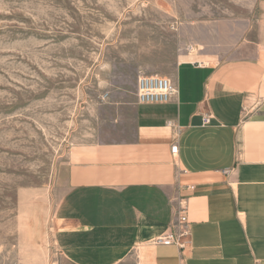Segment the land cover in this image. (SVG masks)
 I'll use <instances>...</instances> for the list:
<instances>
[{"label": "crops", "instance_id": "obj_1", "mask_svg": "<svg viewBox=\"0 0 264 264\" xmlns=\"http://www.w3.org/2000/svg\"><path fill=\"white\" fill-rule=\"evenodd\" d=\"M254 16L229 58L174 53L171 102L134 83L86 108L59 171L63 264H264V0ZM180 206L185 250L153 245Z\"/></svg>", "mask_w": 264, "mask_h": 264}, {"label": "rangeland", "instance_id": "obj_2", "mask_svg": "<svg viewBox=\"0 0 264 264\" xmlns=\"http://www.w3.org/2000/svg\"><path fill=\"white\" fill-rule=\"evenodd\" d=\"M254 13L255 0H0V264H63L59 171L90 104L165 77L179 51L229 58Z\"/></svg>", "mask_w": 264, "mask_h": 264}, {"label": "built area", "instance_id": "obj_3", "mask_svg": "<svg viewBox=\"0 0 264 264\" xmlns=\"http://www.w3.org/2000/svg\"><path fill=\"white\" fill-rule=\"evenodd\" d=\"M177 90L166 77L159 75H142L137 80V99L141 104H167L173 100ZM204 124H209L212 115L203 117ZM193 189V188H190ZM177 220L173 225V232L154 241L153 245L177 246L184 251L188 245L189 230L186 209L180 206L177 211Z\"/></svg>", "mask_w": 264, "mask_h": 264}]
</instances>
